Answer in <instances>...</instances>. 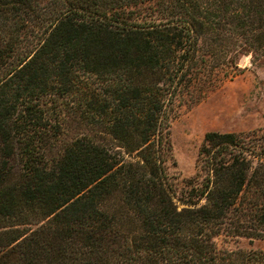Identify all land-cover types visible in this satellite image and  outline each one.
I'll use <instances>...</instances> for the list:
<instances>
[{
  "label": "trees",
  "instance_id": "obj_1",
  "mask_svg": "<svg viewBox=\"0 0 264 264\" xmlns=\"http://www.w3.org/2000/svg\"><path fill=\"white\" fill-rule=\"evenodd\" d=\"M219 44L264 56V0H0V264H264L216 242L264 239V129L168 174L176 98L238 70Z\"/></svg>",
  "mask_w": 264,
  "mask_h": 264
},
{
  "label": "rangeland",
  "instance_id": "obj_2",
  "mask_svg": "<svg viewBox=\"0 0 264 264\" xmlns=\"http://www.w3.org/2000/svg\"><path fill=\"white\" fill-rule=\"evenodd\" d=\"M130 11L129 15H133L134 19L137 17L136 21L140 23L151 19L158 20V16H151L148 4L140 6L139 11ZM29 28L33 29L31 26ZM25 30L26 28L20 32V39ZM25 39L27 40H19L20 50L17 48L15 52L30 49L31 46L27 42L30 38ZM234 49L230 44L212 45L207 56L209 64L215 65L216 54L233 57L237 52H234ZM14 54L12 53V56ZM236 55L238 70L235 73H232L234 69L218 66L207 77L209 80L206 82L211 83L207 89L182 93L168 113L171 157L167 160V166L168 174L175 184V199L179 197L184 181L197 175V156L205 133L264 129V56L253 61L250 52L239 50ZM222 59L224 57H221L220 62ZM81 131V128H75L76 133ZM216 242L220 248L264 251V239L223 240L220 237Z\"/></svg>",
  "mask_w": 264,
  "mask_h": 264
}]
</instances>
